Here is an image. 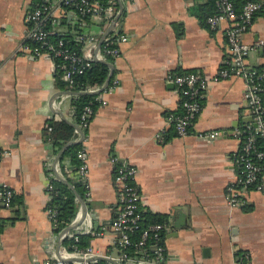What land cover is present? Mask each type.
<instances>
[{
    "label": "crops",
    "instance_id": "0c3cea01",
    "mask_svg": "<svg viewBox=\"0 0 264 264\" xmlns=\"http://www.w3.org/2000/svg\"><path fill=\"white\" fill-rule=\"evenodd\" d=\"M35 1L0 0V184L7 182L15 191L11 207L0 206V264H42L60 254L68 244L61 238L64 227L49 217L47 185L60 177L80 180L71 167L62 168L59 159L66 147L56 150L47 124L63 118L74 126L71 141L81 140L73 99L86 90L61 85L55 59L23 48ZM116 1L112 18L89 17L79 27L70 11L56 12L59 34L75 39L79 33L95 35L81 45L88 55L96 53L104 37H128L120 42L119 55L103 58L114 65L112 83L119 82L112 89L110 81L97 93L107 103H98L84 132L88 213L84 218L79 200L77 214L67 225L80 223L68 231L94 234L103 228L91 245L118 264L113 257L120 246L111 228L118 209L114 177L119 163L126 161L138 168L141 210L162 215L169 223L163 264H237L242 256L245 264H264V189L243 193L239 206L227 200V188L238 174L234 154L240 140L235 129L250 118L244 80L211 82L186 136L178 134L168 117L182 107L180 89L167 82V76L196 70L212 78L230 54L226 23L211 29L204 22L211 0ZM259 1L262 6L242 36L255 45L247 58L250 65L264 64V44L256 46L264 40V0ZM206 130L220 134L198 135ZM65 162L70 164V158Z\"/></svg>",
    "mask_w": 264,
    "mask_h": 264
},
{
    "label": "built area",
    "instance_id": "2783aa9c",
    "mask_svg": "<svg viewBox=\"0 0 264 264\" xmlns=\"http://www.w3.org/2000/svg\"><path fill=\"white\" fill-rule=\"evenodd\" d=\"M134 1V0H131ZM216 10L206 17L209 28L217 29L226 23L225 34L230 49V54L224 59L212 78L206 77L196 70L178 74H169L167 82L177 85L180 89L182 111L170 113L169 121L172 122L180 136H186L191 132L195 120L203 108V95L211 82H219L223 79L240 77L244 80L245 97L249 106L250 118L235 129V135L240 140V147L234 154V161L238 168L237 180L229 184L227 188V200L233 206H239L244 202L243 193L250 189H264V64L250 65L248 55L253 47L242 38L248 31L262 4L259 0H246L238 9L233 0H214ZM117 1L104 4L101 0H37L28 14L29 31L27 41L23 48L36 56H49L57 61L59 69H63L62 77L67 81V87L75 89V76L83 74L97 58L103 59L106 55H119L121 41L128 39L126 35L104 37L102 45L95 54H86L83 48H74L66 38L56 29L60 15L56 12L62 9L66 15L70 11L73 15L75 27L82 25L89 17L112 18L116 13ZM77 42L86 44L95 40V35L79 33ZM264 40L257 41L256 46H262ZM119 80L114 79L110 88H116ZM83 88L81 90H88ZM99 103H107V99L97 96ZM96 109L91 103L84 106L79 126L85 132L89 127ZM52 130V126L47 124ZM220 134L219 130H206L199 132L200 137L215 138ZM77 151L80 164L76 173L87 188L88 184V149L85 145ZM112 160L117 162L118 157ZM119 163V162H118ZM138 168L132 163H119L115 173V183L118 188V209L112 221L111 228L116 234V242L120 251L113 259L119 264H163L167 256V248L160 241L161 235L167 228V222H154L142 228L143 213L141 211L142 194L137 183ZM47 191L51 198L54 185L49 182ZM15 191L9 183L0 184V206L11 207ZM49 217L58 226L57 209L50 202L47 206ZM1 225V223H0ZM65 228V227H64ZM63 228V229H64ZM62 229V230H63ZM140 231L138 238L134 233ZM103 228L94 231V235L103 234ZM74 236L79 240V234L62 231L61 238L67 239ZM1 244V240H0ZM63 246L59 255L46 258L42 264H97L102 253L93 245L79 247L77 244ZM151 251H150V249ZM245 257L237 260V264H245Z\"/></svg>",
    "mask_w": 264,
    "mask_h": 264
},
{
    "label": "trees",
    "instance_id": "16d2710c",
    "mask_svg": "<svg viewBox=\"0 0 264 264\" xmlns=\"http://www.w3.org/2000/svg\"><path fill=\"white\" fill-rule=\"evenodd\" d=\"M37 1V0H36ZM104 4H109L110 1L113 0H101ZM116 1V0H115ZM245 2L246 0H242V2ZM235 3V6L240 9L242 7V2H238V0H233ZM211 6H212V12L216 10L215 1L211 0ZM214 8V9H213ZM210 11V13H212ZM209 13V14H210ZM208 16V15H207ZM206 24V19L204 21ZM79 27V26H78ZM81 29V28H79ZM61 35V34H60ZM66 38L67 42L73 46L74 48L80 49L81 45L77 42V40L73 37V35H62ZM110 72V66L108 63L104 61H93V64L91 67H89L83 74H79L75 76V89L77 91H80L83 88H87L89 86H96V85H102ZM58 77L57 80L61 85L67 84V81L64 80L62 77L63 69H59L57 72ZM112 84V81H111ZM98 94H91V93H78L74 96L73 104L75 106L76 110V119L79 122L80 121V114L84 108V106L88 103H91L92 106L96 109L98 106V100L96 97ZM48 124L52 126V142L54 146L56 147V150H59L62 146H64L66 143L71 141L74 138L75 130L74 126L69 123L67 120L63 118H53L49 119ZM83 146V142L78 143H72L66 146L64 153L60 157V163L64 170L67 166L71 167L73 172H76L78 165L80 164V159L77 156V151ZM70 158V164L66 165L65 159ZM66 166V167H65ZM68 180H65L63 178H55L53 179L52 183L54 185V191L51 194L50 198V204L57 209V217H58V227L63 228L67 225V223H70L73 218L76 216L77 211L79 209V198L73 187L69 184V181L71 184H73L78 191L79 194L83 196V198H86V186L82 180L75 181L71 177H67ZM143 213V219L141 222V227L144 228L148 226L151 223L154 222H165V217L162 215H155L151 213L150 211ZM140 231H137L134 233V237L138 238ZM94 234L92 233H86V234H79V240H75L74 236L68 237L65 240V243H67L70 248L72 246L70 244H77L79 247H86L88 245H91V240L93 239ZM160 241L164 243V232L161 235ZM150 249V248H149ZM151 251V249H150ZM97 264H115L113 261H110L107 258L101 257L98 260Z\"/></svg>",
    "mask_w": 264,
    "mask_h": 264
},
{
    "label": "water",
    "instance_id": "95a60500",
    "mask_svg": "<svg viewBox=\"0 0 264 264\" xmlns=\"http://www.w3.org/2000/svg\"><path fill=\"white\" fill-rule=\"evenodd\" d=\"M101 43H102V40L100 41V45H101ZM96 60L107 62L106 60H103V59H100V58H97ZM108 63H109V62H108ZM109 65H110L111 70H110V72H109V75H108V77H107V79H106L104 85H103L100 89L95 90V91L86 90V91H80V92H82V93L97 94V93L103 91V90H104V89L110 84V81H111L112 76H113V74H114V65H113L112 63H109ZM80 92H79V93H80ZM248 120H249V119H248ZM79 130H80V132H81V134H82V138H81V140H78V141H75V140H73V141H69L68 143H66V144L64 145V148H65L66 146H68L69 144H72V143H78V142H81V141L83 140V137H84L85 133H84V131H83L81 128H79ZM0 156H1V150H0ZM60 178H61V177H60ZM69 184H70V183H69ZM70 185L73 187V189H74L75 192L77 193L78 198H79V200L81 201V203H82V205H83V207H84V218H85V217L87 216V213H88L87 204H86V202H85L83 196H82L81 194L78 193V191L75 189V187H74L72 184H70ZM79 223H80V222H73V223L67 225V226L63 229V231L71 230V229L75 228V227L77 226V224H79ZM118 264H119V263H118Z\"/></svg>",
    "mask_w": 264,
    "mask_h": 264
},
{
    "label": "rangeland",
    "instance_id": "374dc122",
    "mask_svg": "<svg viewBox=\"0 0 264 264\" xmlns=\"http://www.w3.org/2000/svg\"><path fill=\"white\" fill-rule=\"evenodd\" d=\"M94 17H96V16H94Z\"/></svg>",
    "mask_w": 264,
    "mask_h": 264
}]
</instances>
